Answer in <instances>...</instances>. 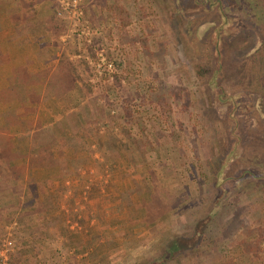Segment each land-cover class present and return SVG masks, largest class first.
I'll list each match as a JSON object with an SVG mask.
<instances>
[{
	"label": "rangeland",
	"instance_id": "1",
	"mask_svg": "<svg viewBox=\"0 0 264 264\" xmlns=\"http://www.w3.org/2000/svg\"><path fill=\"white\" fill-rule=\"evenodd\" d=\"M242 1L221 0L228 23L218 58L211 50L212 22L191 12L199 0H118V19L99 17V24L92 20L93 15L97 18L93 2L88 4L91 14L81 0L88 34L80 32L76 19L58 12L56 0L53 12L43 19L53 49L39 42L32 47L28 40L27 51L12 47L5 58L0 45V199H17L8 193H22L21 204H8L0 213V264L142 263L165 237L191 235L188 221L204 213L210 199L225 224L217 223L207 236L221 241L226 235L229 240L220 254L236 247L264 251V205L255 210L250 198L257 193L255 185L227 181V190L214 199L219 193L210 180L213 156H222L230 142L234 152L240 144L224 137L228 130L221 118L227 114L221 112L228 104L215 101L214 91H204L214 82L228 94L229 79L246 77L248 46H240L239 33L264 37V26H254L246 16V7L257 11L256 0ZM55 18L66 22L59 33L46 29ZM93 23L105 26L95 32ZM4 30L14 27L6 24ZM2 34L0 29V42ZM229 41L232 47L224 48ZM37 45L46 58L37 59ZM96 46L112 60L111 71H97ZM63 54L76 64L75 72L58 69ZM219 62L221 71L211 77L209 67L214 70ZM197 64L206 65L205 74L197 75ZM248 83L231 81L237 97L234 114L247 127L253 117L250 109L262 97L255 96ZM91 102L104 115L81 121V105ZM260 138L245 153L240 149V154L229 156L228 163L237 159L240 165L236 171L246 165L264 171ZM43 143L50 145V153L43 149L47 156L40 160ZM49 172L56 180L51 195L46 193ZM40 193L44 199H38ZM157 199H163L164 208H156ZM46 209L49 217L60 209L62 219H40ZM230 212L236 215L226 228ZM36 218L44 225L35 228ZM79 238L81 251L75 245ZM196 261L216 264L215 254L183 263Z\"/></svg>",
	"mask_w": 264,
	"mask_h": 264
},
{
	"label": "trees",
	"instance_id": "2",
	"mask_svg": "<svg viewBox=\"0 0 264 264\" xmlns=\"http://www.w3.org/2000/svg\"><path fill=\"white\" fill-rule=\"evenodd\" d=\"M193 1L196 2L198 0ZM199 1L200 4H196L200 7L198 6V9L196 11L194 10L191 12H194L193 14L197 18L198 16L205 15L204 17H207L212 22V25H210L209 29L212 32L211 35L213 37L211 50L216 53V57L218 58L220 54V48L223 44L221 43L222 35L224 33L223 30L228 23L227 16L224 15L225 13H223V8H221L223 6L221 0ZM240 2L243 1L240 0ZM254 4L257 5V11L252 10L250 7V9L246 7V16L254 26H264V0H256ZM11 18L13 19L14 17ZM65 27L66 22L61 18L50 19L48 24H46V29L52 28L56 33H59ZM238 38H241V47H243L244 45L248 46L246 54L247 56L245 58V68L247 70V75L246 77L244 75H238L229 80L238 81L239 78L249 80V83L247 85L250 87L251 84L252 88H250V90L255 94V96L257 94H261L262 97L260 99H257V103L254 105V107H252V109H250L251 114L253 112V117L247 120L249 124V126L247 127V124H242L239 120L241 116H235L234 114L237 97L235 96L236 89L232 88L231 81L228 84L231 93L228 94L225 93L224 87L220 84L209 82L206 86L207 88L204 93H208V90H212L215 92V101L228 104L226 105L227 109H223V111L221 112L222 114H227L228 119L227 120L226 117L225 120L221 118L225 130H228V132L224 134V137L227 138L226 142H229V140L231 141L232 138H234L238 141V144H240L238 146V150L234 152L233 144L230 142V148H228L222 156H219V152L213 156L212 177L210 180H212V188L218 189V193L227 190V181L230 180L240 179L242 180V182L245 181L247 185L248 182H250V185L254 184L255 186L253 190H257V193H254V195L251 194L250 198L252 201L256 202L257 205H254V207L255 210H258L261 207L263 208L264 205V171H258L260 168H255L251 165L243 166L239 168L238 171H236L235 169L240 166L237 165V159L235 161H229L228 163V158L231 155L235 157L237 154H240V149L241 151L244 150L243 153H245L247 146L251 147L252 144H256L257 138L261 136L262 138H260V140L258 141L264 143V123H262L264 121V37L259 39L258 32H255L244 33L243 37L239 33ZM233 43L234 42L229 41L228 44L224 45V48H231ZM58 69L70 70L72 72H75L76 64L68 60V58L63 54L59 59ZM196 69L197 75L201 76V74H205L208 68L204 64H197ZM212 69L213 68L211 66L208 70L210 71V73H212L211 77L215 76L218 72L221 71V62L217 64V67H215L214 70ZM84 84L86 85V83ZM93 115L101 117L102 115H104V110L100 111L99 109L95 108L94 103L92 102L84 103L83 105H81V109L79 112V118L81 121H92ZM230 121L232 122V125H229ZM257 125H261L262 128L257 129ZM243 137H245L244 140H242ZM49 146L50 145L46 143L40 145L41 150L38 153V159H46L45 157L47 155L42 154V151L43 149H48V152L50 153ZM5 147L6 149L9 148L7 142H5ZM0 150L4 151V146L1 143ZM8 158L10 159V157ZM220 194L221 193L217 194L214 199H218ZM242 194L244 196L246 193ZM231 200L233 201V199ZM224 202L225 204H227V200ZM208 206L209 207L204 213H200L197 216L193 217L191 221H188L189 227L192 230L191 235H169L165 237L160 246H158V248L156 249L155 253L147 256L146 260L142 263L138 262L136 264H184V259H191V257L198 258L199 256L209 252H213L215 254L216 264H264V251H260V248H257L259 250H256L254 249L255 247H252V249L239 247L240 250H237L238 247H236L234 251L220 254L221 249L219 248L225 246L229 241L228 239V241L226 240V235L223 236L221 241H214L213 239L210 240L207 234L208 232L212 233L211 228L218 226L217 223L220 222L225 224V221L222 218V214L219 213L218 210H216L217 204L213 202V200L211 201L210 199ZM229 207L230 206L226 208ZM83 212L85 211L82 210V213ZM235 215L236 212H230L225 227L229 226V224L231 223V217ZM84 219L87 222L89 220V217L86 216ZM227 231L228 230L226 229L224 231L225 233H223L226 234ZM209 241L211 242L210 246L208 245ZM195 264L203 263L196 261Z\"/></svg>",
	"mask_w": 264,
	"mask_h": 264
},
{
	"label": "crops",
	"instance_id": "3",
	"mask_svg": "<svg viewBox=\"0 0 264 264\" xmlns=\"http://www.w3.org/2000/svg\"><path fill=\"white\" fill-rule=\"evenodd\" d=\"M90 2H93L91 5L93 8V11L95 10L94 11L95 17H97L96 19H93L94 18V15H93V18H92L95 24L98 23L99 17L101 19H105V17L107 16V20L110 19V22H112V19L113 20H116V18L118 19L117 17L118 0H86L85 5L87 6V9H89L88 4ZM55 5H56V0H0V16H1L0 29H3L2 41L0 42V45L4 44V48H2V51L4 53L3 55L5 58L7 57L8 50L11 49L12 47H15V51H18V49H21V51H24V50L27 51L25 49L26 48L25 45L28 40H32V43H31L32 47H34L35 44L39 42L42 45L44 44L46 48L53 49V44H54L53 38L44 31L43 28L45 27L44 26L45 20L43 19H46L51 14V12H53V7H55ZM4 12L6 13V16L1 15V13H4ZM89 12L92 14L90 9H89ZM97 12H98V15H97ZM11 17H14V18L12 19ZM3 18H7L8 20H2ZM122 19H123V16H122ZM6 24L7 26L9 24H12V26L14 27V30L12 31L4 30L6 28ZM95 24H94L95 32H97L98 30H100V28L105 26L103 25L104 23H102L101 25H98L99 23L97 25ZM107 24L109 25L108 21H107ZM28 32L29 33L32 32L31 35L33 37H30L29 36L30 34H28ZM99 33L101 32L99 31L98 34ZM11 44H14V46ZM0 47H3V46H0ZM35 54H36L35 56L37 57V59L46 58L45 56H42L40 51H38V45L35 48ZM24 58L26 57L22 56L21 60L23 61ZM34 69L38 70V68H34ZM34 69H31L29 73L34 74V71H33ZM48 177H49L48 179L49 183H47V187L49 191H46V193L51 195L52 194L51 192L54 191L56 180L52 175H50V172L48 173ZM39 183L40 182L38 181V184ZM19 191L21 192V190ZM19 191L8 193V195L10 194V196L16 195L17 199H0V213H3L4 207L8 204H12V205L15 204L16 206L17 204L22 203V199H18V197L22 196V193H20ZM37 195H40L42 197L38 199H44V196L42 195V193L37 194ZM155 202L154 203L156 204V208L161 209L163 207V203H164L163 199H157V201ZM21 208L22 207H19L18 210H20ZM18 210L15 209V212L16 211L18 212ZM57 210L58 211H56V216L54 215V216L49 217L50 214H47L49 209H46L45 214H42L41 212L39 213L40 215L39 218L40 219L41 218L53 219V217H57L58 219H62V216H63L62 212L60 211V209H57ZM39 218H36L35 225L37 226H35V228L38 227L39 225H44L42 222H39ZM56 226H57V223H54V227ZM54 227L53 229H55ZM81 244H82V240H80L79 238V240L75 242V245L79 251L82 250Z\"/></svg>",
	"mask_w": 264,
	"mask_h": 264
},
{
	"label": "built area",
	"instance_id": "4",
	"mask_svg": "<svg viewBox=\"0 0 264 264\" xmlns=\"http://www.w3.org/2000/svg\"><path fill=\"white\" fill-rule=\"evenodd\" d=\"M59 13L64 12L69 18L76 19L75 23L80 24V32L88 34L89 29L87 22L83 18V7L81 0H59ZM95 57H96V69L99 73L106 71H111L113 69V62L111 59H108L106 52L103 47H95ZM10 244L11 241L8 240ZM3 264H6V261L3 260Z\"/></svg>",
	"mask_w": 264,
	"mask_h": 264
}]
</instances>
